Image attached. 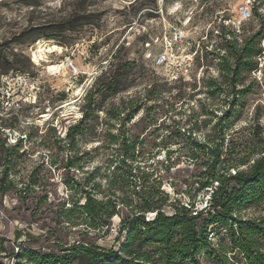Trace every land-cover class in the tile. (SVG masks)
<instances>
[{
	"label": "rangeland",
	"instance_id": "1",
	"mask_svg": "<svg viewBox=\"0 0 264 264\" xmlns=\"http://www.w3.org/2000/svg\"><path fill=\"white\" fill-rule=\"evenodd\" d=\"M242 6L254 9L251 20L240 21ZM260 30L264 0H0V127L8 128L0 130L1 262L14 264L20 244L58 254L79 243L119 249L130 208L118 206L109 226L88 236L83 226L65 223L62 211L83 202L84 189L103 199L111 180L121 186L133 156L125 143H141L135 166L149 167L168 195L167 215L179 203L209 206L208 157L191 144L240 151L258 124L264 130V38L256 70L243 72L234 88L222 73L228 42L236 38L225 35L235 32L242 45ZM45 42L59 50L41 54ZM166 51L174 57L158 66ZM110 83L119 85L116 92L107 90ZM242 91L249 92L240 97ZM84 112L83 133L69 144L68 129ZM20 136L27 139L15 148ZM73 178L81 185L73 188ZM207 211L199 226L209 221ZM234 213L261 218L264 205ZM230 225L209 227L201 264H244Z\"/></svg>",
	"mask_w": 264,
	"mask_h": 264
},
{
	"label": "trees",
	"instance_id": "2",
	"mask_svg": "<svg viewBox=\"0 0 264 264\" xmlns=\"http://www.w3.org/2000/svg\"><path fill=\"white\" fill-rule=\"evenodd\" d=\"M254 12L252 9V17ZM71 28L73 26L66 27L67 30ZM225 36L236 37L228 42L229 57H224L222 65L223 75L230 79L234 88L240 82L243 72L257 69L256 58L262 55L261 40L264 38V30L247 38L242 45L238 43V34L235 32ZM182 81L184 79L180 77L175 84ZM118 87L116 83H110L107 90L114 93ZM248 92L242 91L239 96L243 97ZM86 116L84 112L79 124L68 129L65 139L69 144H75L76 137L83 133ZM220 122L222 121H219L215 129L222 126ZM5 129L8 128L0 127L4 132ZM25 139L27 136H20L15 148L22 147ZM253 139L243 150H227L226 153L220 143H192V148L203 150V156L208 157L206 187L211 189L208 201L210 205L199 210L195 204L187 208L179 203L180 207L172 215H167L165 211L169 197L161 190L160 185L155 184L154 174L149 172V167L135 166L136 159L143 152L137 150L141 143H125V149L131 151L133 156L129 161L131 163L127 164L128 172L122 176L121 186L116 188L111 180L109 194L103 199H98L92 188L84 189L81 197L83 202L74 201L71 209L63 207L62 211L65 223L72 227L83 226L84 235L88 236L90 233H100L104 227L109 226L110 220L119 215L118 206L130 208V217L121 222L120 232L121 236L124 235V240L119 242L120 248L105 249L95 244L79 243L62 248V253L58 254L54 251L43 253L20 244L17 246L18 252L14 251L11 255L15 257L14 264H201L199 257L207 248L209 227L222 221L227 226L228 223L231 224L229 230L232 244L243 256L244 264H264V217L243 220L234 213H241L249 206L264 205V130L260 124L254 131ZM184 143L177 142L175 145L184 150ZM6 156L7 153L4 158ZM68 161L73 162V159ZM69 167L75 168L73 163ZM6 172V169L1 171L3 177ZM72 182L73 188L80 184L74 178ZM85 183L82 185L88 187L90 176L85 179ZM232 183L236 187L229 191ZM136 199H140L142 203L135 205ZM207 209L209 221L199 226L198 219ZM150 213L155 214L152 219L148 216ZM19 238L18 233L16 239ZM3 253H6V249L0 240V255ZM153 256L157 258V262ZM0 264H3L1 257Z\"/></svg>",
	"mask_w": 264,
	"mask_h": 264
},
{
	"label": "built area",
	"instance_id": "3",
	"mask_svg": "<svg viewBox=\"0 0 264 264\" xmlns=\"http://www.w3.org/2000/svg\"><path fill=\"white\" fill-rule=\"evenodd\" d=\"M238 15H239L240 21H249L252 18V9L249 10L248 6H245V7L242 6L238 10ZM146 46L149 47L150 45L146 43ZM167 51L158 57L157 62H156V64L158 66H163V65L169 63L170 58L172 56L174 57V54L172 55V53L167 52ZM66 62H67V67H69L70 69H72L74 71V77L76 79H78V77L80 76V73H78L77 68L74 65V62L71 61L70 59H67Z\"/></svg>",
	"mask_w": 264,
	"mask_h": 264
},
{
	"label": "bare ground",
	"instance_id": "4",
	"mask_svg": "<svg viewBox=\"0 0 264 264\" xmlns=\"http://www.w3.org/2000/svg\"><path fill=\"white\" fill-rule=\"evenodd\" d=\"M44 42V41H43ZM49 42V41H48ZM48 42H45L43 46H40L39 48V52L42 54V53H51V52H55L57 50H59V46L57 45H53L51 43H48ZM38 49V48H37ZM43 56V55H41ZM35 58L37 59V55L35 54ZM38 60V59H37ZM76 95V94H75ZM72 104V103H71ZM70 104V105H71ZM43 117H48L47 115L43 116Z\"/></svg>",
	"mask_w": 264,
	"mask_h": 264
}]
</instances>
